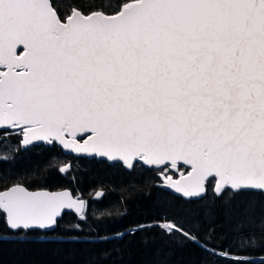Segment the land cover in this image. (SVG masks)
<instances>
[{"label": "snow or ice", "instance_id": "1", "mask_svg": "<svg viewBox=\"0 0 264 264\" xmlns=\"http://www.w3.org/2000/svg\"><path fill=\"white\" fill-rule=\"evenodd\" d=\"M9 138L17 151L66 154L60 173L87 157L148 174L201 210L120 237L155 230L221 264H264L251 255L264 253V0H91L88 11L77 0H0ZM0 186V231L55 232L65 216L79 221L63 225L73 232L87 225V202L69 190L4 175Z\"/></svg>", "mask_w": 264, "mask_h": 264}, {"label": "trees", "instance_id": "2", "mask_svg": "<svg viewBox=\"0 0 264 264\" xmlns=\"http://www.w3.org/2000/svg\"><path fill=\"white\" fill-rule=\"evenodd\" d=\"M77 2L88 11L91 0ZM3 143H8L12 159H0V175L21 180L30 190L68 189L87 202L88 220L86 226L80 222L83 230L78 233L63 227L79 222L72 216H65L61 228L50 234L0 231V264H86L89 257L104 252L109 255L100 264H221L219 257L208 256L198 246L166 240L155 230L117 235L137 224H151L165 213L195 218L201 211L196 203L184 204L159 192L160 181L152 176L121 173L87 157L72 159L70 172L60 173L58 168L69 160L62 152L17 151L11 138ZM98 192L102 197L95 201ZM213 243L222 246L220 240ZM237 253L245 255L239 250L233 255ZM251 255L258 259L264 253Z\"/></svg>", "mask_w": 264, "mask_h": 264}, {"label": "rangeland", "instance_id": "3", "mask_svg": "<svg viewBox=\"0 0 264 264\" xmlns=\"http://www.w3.org/2000/svg\"><path fill=\"white\" fill-rule=\"evenodd\" d=\"M14 151V149H13ZM11 153L8 150V143H3V141H0V159H12L10 157Z\"/></svg>", "mask_w": 264, "mask_h": 264}, {"label": "water", "instance_id": "4", "mask_svg": "<svg viewBox=\"0 0 264 264\" xmlns=\"http://www.w3.org/2000/svg\"><path fill=\"white\" fill-rule=\"evenodd\" d=\"M64 155H66V154H64ZM64 190H68V189H64ZM48 191H49V190H48ZM58 191H63V190H58ZM169 191H171V190H169ZM98 193H102V192H98ZM101 197H102V195L98 196L97 193H96V194L94 195V197H93V200H95V201H99ZM82 200H83V199H82ZM38 232H39V231H38ZM40 233L50 234L51 232H48V233L40 232Z\"/></svg>", "mask_w": 264, "mask_h": 264}]
</instances>
